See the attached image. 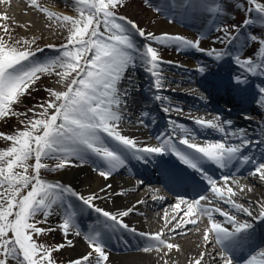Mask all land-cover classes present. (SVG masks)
Instances as JSON below:
<instances>
[{
	"label": "snow or ice",
	"instance_id": "6c2138e0",
	"mask_svg": "<svg viewBox=\"0 0 264 264\" xmlns=\"http://www.w3.org/2000/svg\"><path fill=\"white\" fill-rule=\"evenodd\" d=\"M248 2L255 4L256 12L264 14V5L256 4L255 0ZM31 3L35 6L36 0H31ZM74 6L78 12L77 18L68 15L56 17L68 27L69 35L67 42L57 49L59 55L54 58L46 61L34 60L33 57H36L37 52H43L44 49L18 48L0 38V117L15 115L12 105L18 103L29 88L40 79L39 74H51L56 69H60L61 71L56 74L62 81H67L66 90L63 92L48 90L53 99L39 106L43 110L34 113V116L39 118L29 120L25 130L4 137L12 142V146L0 151V264H9V261H15V264H54L53 249L38 244L33 239L34 234L55 230L37 227L38 224L47 222L48 217L53 214L54 206L63 209L62 222L58 228L62 230L65 238L70 234L81 235L76 217L78 214H83L85 209L92 210L104 218L103 221L98 220L97 226L90 227L84 234L90 251L72 264H105L109 259L104 242L106 232L113 231L116 226L135 232V229L129 228L120 219L128 216L132 209L113 214L95 205L94 201L102 198L96 194L81 195L70 186L43 180L41 170L48 168V165L42 161L48 159L57 161L56 167L51 169L55 171L64 168L72 158L85 163L89 156H95L106 166H98L95 170L101 177L108 179L114 170L125 166L128 154L137 160L146 161L147 157L153 154L164 155L170 152L181 163L199 173L216 197L224 200L238 212L242 211L247 216L253 217L254 221L264 222V205H261L259 214L253 216L252 211L231 199V196L236 195L231 187L227 188L229 198L225 199L226 193L217 187V181L207 175L202 167L204 161L220 169H228L237 161L241 164L254 162L253 157L241 155L242 149L253 143L264 144V140H250L245 136L244 129L226 131L225 126L230 129L231 121L221 123L219 116L212 121L197 119L195 123L216 129L225 136H231L239 140V144L219 141L207 142L200 146L192 142L195 137L191 136L187 129L175 124L174 121L170 123L186 133L178 143L192 151L179 149L168 135L158 137L159 146L138 147L136 140L122 135L118 130L119 123L123 119L121 106L126 104L123 97L127 95V91L121 92L118 85L125 71L139 64L155 78L154 87L160 89L162 87L160 65L164 61L158 49L152 44L166 47L174 45L178 51L183 49L204 51L200 48V39L194 42L179 35L165 33L157 36L151 32L146 33L134 21L117 15L115 10L118 6H123V0H74ZM167 7L170 10H175L177 7L189 9L193 7V3L192 0H181L179 4L177 0H169ZM42 10L50 18L55 15L46 8ZM156 10L161 11L160 8ZM209 10L215 13L222 12L218 5L210 6ZM251 11L250 8L249 12ZM254 22L255 20L250 18L244 23L249 25ZM216 30L220 31L221 28L218 27ZM7 31L5 27V32ZM133 31L148 43L142 47L137 46ZM223 31L228 43L236 38L229 36L226 28ZM250 38L253 41L257 40L256 36ZM220 39L224 42V38ZM49 47L55 48L54 45ZM208 54L214 55L215 59L219 60L228 53L212 49ZM258 55L260 63H254L252 58L241 59L237 56L234 59L245 72L264 75V41H260ZM199 71L203 73L204 68L201 67ZM69 77L72 78L69 80ZM235 79L238 84L246 83V78L243 76H237ZM261 92H264V88H261ZM155 99L160 100L161 97L157 95ZM164 111L167 112L168 108ZM144 115L148 114L144 113ZM105 136L114 144L109 145ZM33 159L35 163L29 164ZM250 174L253 176L259 174V179L264 181V163L255 164V169ZM229 179L239 185V180L231 176L224 177L225 185ZM107 187L111 188V185ZM26 189V194L22 195ZM104 191L105 189H101V192ZM70 197L81 202L82 207L73 205ZM204 199L206 197L203 195L192 202L181 199L174 207L180 208L181 204H186L185 215L193 216L199 213L207 216L209 227L203 234L205 243H211L214 239L222 248L223 264H234L233 252L250 235L254 224L248 221L240 222L234 215L221 211L219 207L215 209L203 207L200 201ZM213 212L224 217V221L217 222L213 218ZM41 214L44 219L37 220L36 217ZM184 223L195 224L196 220H187ZM225 225H231V230ZM180 227H182L180 223L175 225V228ZM139 235L145 236V233ZM147 239L149 243L144 251H149L153 247L159 249L160 246H165L169 250L178 247L162 239L160 233L149 235ZM66 243L72 246L70 239H66ZM64 246V244L57 245L55 250L58 251ZM203 259L204 253H201L195 264H201ZM245 264H264V251L252 255Z\"/></svg>",
	"mask_w": 264,
	"mask_h": 264
},
{
	"label": "bare ground",
	"instance_id": "6f19581e",
	"mask_svg": "<svg viewBox=\"0 0 264 264\" xmlns=\"http://www.w3.org/2000/svg\"><path fill=\"white\" fill-rule=\"evenodd\" d=\"M15 1L19 2V5L13 4L8 0H0V18L5 21L16 23L26 32H42L41 27L38 26V20L28 15L32 6L21 0ZM45 8L48 12L54 13L55 15L50 18L47 13L42 10ZM5 9L10 10L11 13H7ZM36 9L41 13H45V16L49 19L47 23H45L48 34L40 33L38 40L34 42V39H31L26 47H30L32 50H35L36 48L34 46L40 44L39 42L53 44L54 46H60L63 44L62 38L56 40L52 37V35L54 33L61 35V32L55 28L57 26L60 28V26L57 25V21L59 20H57L56 17L63 16L64 13L60 12L55 6H44ZM40 24L44 25L43 23ZM156 29L157 28L155 26L151 31H155ZM167 32L178 33L179 31H160L153 34L156 35ZM54 57H56L55 50L53 48H46L43 52H37L36 57H33V59L37 61H46ZM193 62L195 61H193L191 57L182 60L181 65L176 66L175 71H178L182 75L181 78L176 79V82L179 80L178 82L181 83L179 88L182 90L180 94L170 91L168 95L158 93L157 90L155 92V89L153 88L155 78L150 74H143V72H148L142 69L143 67L139 64H137L134 68L129 67L125 71L124 77L118 85L121 92L127 91V95L123 97L126 104L121 106L123 119L120 121L118 126V130L121 134L136 140L138 142V147H156L159 146L160 143L158 137H162L163 134L167 132V130L163 129L164 126H170L171 133L168 134H174L178 137H182L186 134L181 132L179 128H176L174 124L170 123L174 121L175 124L182 125L185 129H187L188 133L195 137V140L192 142L197 143L200 146H203L207 142L219 141H224L226 144H239V140L234 139L231 136H225V134L218 131H211L207 127L199 131L196 136L190 131L193 127L199 128L202 126L195 123L197 119L212 121L219 116L221 118V123H223V121H231L230 129L225 126L226 131L244 129L245 136L247 138H252L254 136L256 137L253 138L254 141L264 140V113H261L264 111V102L261 101L257 103L256 107V99H254L256 90L251 93L247 91L241 92L243 90V86H237V84L229 82L230 76L228 81L227 75L223 73V69H220L219 71L214 68V71H211L206 75L205 73H202L200 76H197L193 70V66L195 65ZM207 63L209 67L212 65L209 60ZM198 69L199 68H197V70ZM226 69H231L230 72H232L234 66L226 65L224 70ZM134 72L138 75V86L140 87V90H138L139 95L136 94V96H139L138 99H135L133 96L135 94L133 93L134 88H131L132 84L128 83L125 79V75L128 74L131 76ZM214 79L226 82L225 88L227 90V94L224 93V96L220 94L219 97L221 99L217 96H211L212 102L222 100L228 107L229 112H225L220 115L215 111L210 112L206 110L202 105L203 103L195 98V96H199L200 92H195L196 89L193 86H190H203L206 87L205 90L207 92H211L209 86L207 85V81L209 83ZM60 81L62 86L67 83V81H62L61 79ZM259 81L261 82L262 78H260ZM204 83L205 85H203ZM253 84L256 85L255 83ZM130 88L131 90H129ZM217 91L221 93V89H217ZM236 92H240L241 94L236 95ZM149 93H152L155 96L159 95L161 99H156V102H154V99L149 97ZM150 104L151 106H149ZM157 105H162L164 109L168 108V111L166 112L167 116H164L166 118L161 117V112H159ZM211 108L212 110H215V108ZM224 109L227 110L226 107ZM139 110L141 113L138 112ZM153 111H156L158 114L157 121L154 120L155 116L154 113H152ZM128 113L139 117L137 119L135 116L132 118L128 115ZM144 113H147L148 115L145 116ZM234 115H236V118L238 119H234ZM255 117L259 118V123L258 120L251 121L250 118L254 119ZM149 118H151L152 130L151 128L147 129L144 127L146 126L147 119ZM138 120L145 122V125L142 123L143 127H141ZM189 127L190 130H188ZM160 128L162 130L161 132L159 131ZM259 128H261V131L258 133ZM191 136H189L190 140ZM104 138L109 145L114 144L110 138L106 136ZM252 145H255V143L249 146ZM262 146L263 145L260 144L257 148H261ZM250 149L251 147H248L244 149L243 152H246L247 154L250 152ZM186 151L192 150L186 149ZM157 155L158 154H153L151 156ZM257 155L258 154L254 153V162H252L249 167L251 165L253 166H251L252 169L248 171V173H245L248 166L238 169V166L235 165L237 169L232 167L231 169H225L223 173L224 176H221L219 179H215L217 181V187L221 188L226 193L225 199L229 198L227 195V188L231 187L232 191L236 193V195L231 196V199L235 203L241 204L245 208L252 211L253 216L258 215L261 205H264V181L260 180L259 177L254 178L253 175L250 174L255 169V164L264 163L261 162V158L258 160ZM133 160H135V158L132 157L131 154H128L125 166L114 170L108 179L101 177L95 170L98 166L106 167L103 162L95 156H89L87 162L85 163H81L79 160L72 158L64 168L57 169L54 172L55 174L58 171H61V173L53 179L56 183L64 186H70L74 191L81 195L87 196L96 194L97 196L102 197L96 199L94 203L97 207H100L105 211L118 214L132 209L128 216L120 217V219H122L123 223H126L129 228L135 229V232L116 226L113 231L106 232L104 235L106 254L109 257L105 264H195V261L200 258L201 253H204V259L201 261V264H223V260L221 258L222 251H220L222 250L221 246L215 243L214 239L208 244H206L203 239V234L209 227L208 217L202 216L199 213H196L193 216L185 215L187 212L186 204H181L180 208H175L174 206L180 202L182 197H178L179 199L175 200H169L171 197H165L163 193L156 188V186L148 184H143V186L134 184L129 178H127L126 175L123 174L124 168L128 163L133 162ZM127 172L130 174L133 173V171L129 168L127 169ZM54 174L51 177H55ZM225 176H231L238 179L239 185L234 183L232 179H229L227 181V185H225ZM244 178L246 179L245 181ZM108 185H111V188H108ZM101 189H105V191L101 192ZM117 193L121 194L117 195ZM203 196H205L206 199L200 201L201 206L210 209L219 207L221 211L231 212L232 215L237 216L236 219L240 222L253 221H250L252 217L247 216L242 211L238 212L235 208H232L231 205L225 203L224 200L216 197V195L211 191L210 186H205ZM75 206L82 207V204L75 203ZM145 208H148L150 212L145 213ZM61 210L62 209L59 207V209L53 211V214L48 217L46 223L49 227H58V222H56V220H59L60 218L62 219L63 211ZM173 217H176V219H172ZM213 218L217 222H223L225 219L217 212H213ZM193 219L196 220L195 224L184 223V221ZM76 220L81 231V235L76 236L70 234L67 238H65L62 230L58 228L59 230L57 231V236L61 239L60 245H65L61 249H63L64 253L68 255V258L73 259V261L81 258L90 251L88 242L84 239V234L88 232L90 227H96L98 220L103 221L104 218L92 210L85 209L83 214L77 215ZM177 223H180L182 227L175 228ZM252 223L254 224V227L251 230L249 237L258 244V248L254 252L244 253L243 250L238 251L244 254L239 257L233 255L234 264H245L246 260L252 255H258L260 251H264V222L254 221ZM225 226L231 230V225ZM174 228L175 230L173 231ZM139 233H145V236H141ZM158 233L161 234L162 239L178 247H174L172 250H169L165 246H160L159 249L153 247L149 251H144L143 249L149 243L147 237ZM66 239H70L72 241V246L67 245ZM66 264H72V262H67Z\"/></svg>",
	"mask_w": 264,
	"mask_h": 264
},
{
	"label": "rangeland",
	"instance_id": "374dc122",
	"mask_svg": "<svg viewBox=\"0 0 264 264\" xmlns=\"http://www.w3.org/2000/svg\"><path fill=\"white\" fill-rule=\"evenodd\" d=\"M8 1H11V3L13 4L19 5V2H16L15 0ZM21 1L32 6V9L29 11L28 15L38 20V26L41 27L42 32H26L16 23L5 21L0 18V38H2L9 44L15 45L18 48H26L31 39H34V42L38 40L40 33L48 34L45 23H47L49 19H47L45 13L39 12L36 8H42L44 6H55L59 9L60 12L64 13V15L72 16L73 18L78 17V12L76 10V7L74 6V0H36L35 6L31 3V0ZM216 1L217 0H192L193 7L189 9L177 7L175 10H170L167 7L168 0H123V6H118L115 11L117 15L124 16L128 20L134 21L146 33H148V31L151 33H157L160 31L177 30L179 31L178 33L167 32V34L179 35L194 42L197 39H200V48L204 49V51H197L195 49H183L178 51L177 47L174 45L166 47L155 43L152 44L153 47H156L158 49L160 57L162 61H164V63L160 65L162 87L160 89H157L153 86L155 91L157 90L158 93H170L171 91L173 93L180 94L182 90L179 88L181 86V83L178 82L179 80L176 82V79L181 78L182 75L178 71H175V69L176 66L181 65L182 60L192 57V60L195 61L193 62L195 64L193 66L194 73L195 75L200 76L202 73L199 71V69L203 67V73L207 74V61H210L214 58V55L208 54L209 51H211L212 49H222L223 51H226L225 49H230L231 47L232 49H230L229 52L226 51L228 54L224 56L229 63L234 64V69L231 73L235 77L243 76L246 79H249L250 83L247 81L248 83L246 84V86L249 87L254 80L252 79L251 81L250 77L253 78L254 76H257L258 79L262 78V83L258 82L255 89L257 90L256 95L260 96L259 101L264 102V92H261V88H264V75H253L251 73V75L247 74V72H245L238 66L236 60L234 59V57L239 56L241 59L252 58L253 62H261L258 55V49L260 48V41H264L262 40V37L264 38V14L256 12L255 4H249L248 0H220V7L223 9L222 14L224 15V17L221 21L219 20V18V21H217V23H211L214 18L215 12L210 11L209 8L210 6L215 5L214 3H216ZM180 2L181 0H177L178 4ZM255 3L264 5V0H255ZM157 8H160L161 11H157ZM250 8L252 9L251 12H249ZM5 11H7V13H11V11L8 9H5ZM250 18L254 19L255 22L249 25H245L246 32L243 33V31L241 30L236 34V38L232 40L231 43H228L223 29L226 28L227 31L230 28H234V30L239 29L241 28V22L244 23L245 20ZM40 23H43L44 25H41ZM57 25H59L60 28H58V26L55 28L61 32V35L54 33L52 37L56 40L62 38V43L65 44L69 35L68 27H65L62 21H57ZM155 26L157 29L155 31H151ZM5 27H7L8 29L7 32H5ZM218 27L221 28L220 31L216 30ZM229 32H233V30H230ZM132 34L137 46L142 47L145 43H148V41H145L143 38L139 37L134 31ZM162 34L156 35L159 36ZM228 35L231 36V34ZM251 36H256L257 40H251ZM220 38H224V42H221ZM17 41L19 43H17ZM25 42H27V44ZM39 43L40 44L37 43L38 45L34 46L36 49L52 48L49 47V45H53L48 43ZM60 46H55V48H53L55 50L56 56L59 55L57 49H59ZM224 57L222 59H225ZM169 61L171 63H168ZM197 68L199 69L197 70ZM59 71L61 70L56 69L51 74H39L40 79L37 80L36 83L29 88L28 92L24 94V96L18 103L12 105V111L15 113V115L9 114L6 117H0V151L7 150L12 146V142L6 140L4 138L5 136L14 135L19 131L25 130V126L27 125L29 120L39 118L38 116H34V113H39L43 110L39 106L44 104L46 101L53 99L50 96L48 90L57 92H63L66 90L67 83L62 86L60 81L61 78L56 74ZM132 74L133 75L131 76L128 74L125 75V79L128 81V83L132 84L131 88H134L133 93L135 94L133 96L135 99H138L139 96H136V94H138V90H140V87L138 86V75L136 74V72ZM143 74L148 75L149 73L143 72ZM74 75L75 74L73 73V76ZM71 78L72 77H69L68 79L70 80ZM190 86H193L196 89L195 92L199 91L198 87L194 85ZM131 88L129 90H131ZM203 94L202 92L199 94L201 98H203ZM149 97L153 99L156 96L152 93H149ZM154 102H156V99H154ZM149 106H151V104ZM159 107L160 109H164L162 105H160ZM138 112L141 113L140 110ZM128 115H130V117L132 118L135 116L131 113H128ZM138 117L139 116L137 115L135 116L136 119ZM254 119L258 120L259 118L255 117ZM138 123L141 125L142 121L138 120ZM141 127L143 126L141 125ZM163 129L166 130L165 127ZM42 162L46 163L48 165V168L41 170V178L49 183L55 184L56 181L53 179H55L61 173V171H58L54 174L55 171H52L51 169L56 167L57 161L48 159ZM34 163V159L29 161V164ZM17 171H21V169H17ZM29 173L31 174V169L29 170ZM53 174L55 177H51ZM253 177L257 178L259 177V174ZM245 180L246 179L244 178V181ZM26 192L27 189L22 192V195L26 194ZM71 198L72 197L69 198L70 201ZM71 202L74 205V202ZM56 209H59V207L54 206V211H56ZM61 211H63V209ZM144 212L148 213L150 212V210L148 208H145ZM228 213L231 214V212ZM235 217L237 218V216ZM36 219L43 220L44 218L41 214L38 215ZM56 222H58L59 225L62 222V219L60 218L59 220H56ZM37 227L43 229H55L54 231H45L39 235H33V239L36 241V243L53 249L52 259L54 261V264H66L67 262H73V259L68 258V255L64 253L63 249L60 248L58 251L55 250L56 246L60 245L61 240L60 237L57 236V231L59 230L58 227H49L47 223H40L37 225ZM9 236H11V233H9ZM9 264H15V261H9Z\"/></svg>",
	"mask_w": 264,
	"mask_h": 264
}]
</instances>
